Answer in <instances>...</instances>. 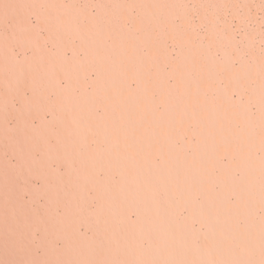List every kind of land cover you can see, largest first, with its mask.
Masks as SVG:
<instances>
[{
  "label": "bare ground",
  "instance_id": "obj_1",
  "mask_svg": "<svg viewBox=\"0 0 264 264\" xmlns=\"http://www.w3.org/2000/svg\"><path fill=\"white\" fill-rule=\"evenodd\" d=\"M104 1L121 4L110 17L82 14L78 30L98 44L86 39L73 49L79 69L55 67L52 50L39 47L50 70L38 78L55 83L47 85L55 92L51 114L62 121L58 152L69 146L79 172L98 179L109 205L135 214L128 220L149 231L155 251L168 244L165 253L199 264L197 246L210 264H228L232 255L262 264L252 247L264 242L254 216L264 206L262 51L238 52L230 32L209 24L197 31L185 0ZM119 45L142 67L118 56Z\"/></svg>",
  "mask_w": 264,
  "mask_h": 264
},
{
  "label": "rangeland",
  "instance_id": "obj_2",
  "mask_svg": "<svg viewBox=\"0 0 264 264\" xmlns=\"http://www.w3.org/2000/svg\"><path fill=\"white\" fill-rule=\"evenodd\" d=\"M185 1L197 31L203 33L209 24L230 32L238 52L247 53L252 46L264 55V0ZM118 4L104 0H0V264H176V260L186 264L181 253L177 257L165 253L168 244L155 251L149 231L128 220L135 214L109 205L110 195L98 192L96 177L79 172L81 161L70 156L69 146L59 147L58 152L53 143L58 138L54 132L57 122L62 121L51 114L55 92L47 85L55 83L38 78V72L50 70L48 64L42 65L44 54L39 47L52 50L48 54L58 61L55 67L79 69L77 59L71 57L73 49L86 39L98 44L78 30L82 14L110 17L117 14ZM132 10L138 14L135 7L126 12ZM202 16H206L205 22ZM91 32L82 33L87 36ZM169 47L173 49V43L169 42ZM114 50L133 62L120 45ZM78 53L79 58L85 55L81 49ZM60 74L68 75L65 71ZM78 76L71 85L75 90L84 84L83 76ZM69 129L72 131V126ZM254 216L264 229V206L254 208ZM153 224V232L162 234L163 225ZM193 227L199 230V223ZM228 238L237 240V236ZM260 243L252 247L264 264V242ZM193 248L197 263L210 264L206 255L197 253V246ZM228 259L232 261L228 264L253 262L236 255Z\"/></svg>",
  "mask_w": 264,
  "mask_h": 264
}]
</instances>
